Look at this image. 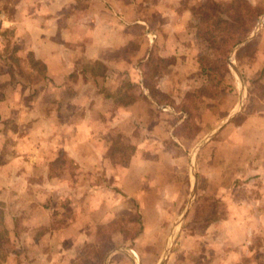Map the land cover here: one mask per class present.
Listing matches in <instances>:
<instances>
[{
    "label": "crops",
    "instance_id": "obj_1",
    "mask_svg": "<svg viewBox=\"0 0 264 264\" xmlns=\"http://www.w3.org/2000/svg\"><path fill=\"white\" fill-rule=\"evenodd\" d=\"M24 1L2 27L43 64L41 82L32 85L43 96L31 105L8 88L0 98V264H64L120 217L121 194L146 220L150 206L162 212L156 197L175 198L183 185L189 156L173 145L141 65L162 48L173 62L159 77L185 73L180 64L192 58L181 47L198 43L192 12L204 0ZM251 60L252 71L264 70V26ZM119 135L134 147L126 167L111 160ZM197 159L210 196L230 212L201 230H182L162 264H264V98ZM223 168L239 171L242 195L222 181Z\"/></svg>",
    "mask_w": 264,
    "mask_h": 264
},
{
    "label": "rangeland",
    "instance_id": "obj_2",
    "mask_svg": "<svg viewBox=\"0 0 264 264\" xmlns=\"http://www.w3.org/2000/svg\"><path fill=\"white\" fill-rule=\"evenodd\" d=\"M20 1L22 0H0V96L5 95L9 88L10 94H14L15 91V93L19 94V98L22 102L24 101L32 105L43 96L41 93L33 91L32 85L41 82L44 75V66L34 55L24 53V49L16 39L13 30L2 27V25L7 22L8 18L14 17L15 14H17L13 8L14 5ZM26 1L32 2V0H25L24 2ZM206 1L207 0H204L202 4ZM211 1L214 3L216 9L223 15L227 17L233 15V0ZM246 1L252 6H255L259 11H262V13L258 17L251 33L239 43L248 39L255 33L258 23L261 20L262 24L249 42L238 48L235 53H233V50L239 43L231 49L226 61L230 74L224 80V94L216 100L205 99L201 100L197 106L195 105V109L193 110L196 114L194 122L199 126L200 132L194 138L188 137L184 131L177 129L186 118V114L177 112L174 107L170 106L172 105L170 102L172 101L175 104L180 103L188 92L196 91L207 80V75H209L208 72L202 71V66L204 64V57L210 52L199 37L196 21L193 19L191 25L195 30L198 43H196V45H190V49L181 47L180 55H191L192 58L180 64L181 68L183 67L185 69V73H179L174 76L173 79L159 77V72L167 70V67L173 62V59L170 57L164 58L166 54L164 53L165 50L162 48H160L161 51L159 49L154 50L152 55L153 58L150 59L152 65L150 67L151 72H149L148 81L156 85L159 93L161 92L166 95V97L163 98L164 103L158 105L161 106L159 112L163 114L167 125L171 129L173 145L178 149H185L189 156L188 169L184 183L180 187V190H178V192L176 191L175 198L171 195L169 196V199H174V202L170 203L169 199L165 200V197L161 195L156 197V200L161 202L158 208L162 212H158L159 210L156 209V207L150 206L148 209L149 214L147 213L148 218L146 217L147 219L144 220L139 206L133 200L127 199L121 194L119 203L120 217L114 222L104 225L103 231L101 232H99L98 227L93 241L83 245L81 251L73 254L64 264H105L111 253L109 264H133L130 257L120 251L121 249L132 250L135 255L132 252L131 254L135 256L138 264H157L163 253L166 240L169 237L168 233L174 227L177 219L180 217L189 201H191L190 206L180 230L175 236L173 246H171L172 250L176 249V243H180L182 239V230L196 231L208 226L205 225V219L208 217L211 204H215L213 210L216 211L219 219L225 217L226 214L230 212L227 204L221 202L219 198L216 199L210 196V191L207 189L208 180L202 168L199 166V160L197 158L204 148L212 141L216 140L219 133L224 130L227 125L230 123L237 125L248 115L257 113L260 110V101L264 98V70L262 72H254L250 68L251 59L256 53L257 35L264 26V0ZM30 13L22 12L21 14L26 16L30 15ZM250 43H252V45L249 49L239 52ZM237 55L239 60L236 59ZM87 67H93L94 71L102 70L101 65H87ZM238 74L241 75L243 81H241ZM178 86L179 88H177ZM165 87L168 89L166 90ZM71 93L72 92L65 93L64 96L61 97L68 98ZM72 98L74 99V97ZM198 114L200 116L199 124L196 120ZM232 116L233 118L228 123L218 129L224 121ZM8 128L9 130H15L17 125L10 124ZM216 129H218V131L210 137ZM117 138H123L122 140L125 144L132 145L130 140L123 135L116 136L113 142ZM6 153L5 156L3 155L5 159L10 156V148H7ZM2 159L3 157L0 160ZM238 172L230 173L227 170V173H225L223 168L220 175L222 181H229V183L233 182L235 184L236 187L232 190V194L240 196L243 191L239 187L241 184V175ZM223 189L225 190L227 188ZM193 190L195 191L193 192ZM229 190L231 191V189ZM156 213H167L168 215L167 218L159 219L155 217V215L158 216ZM146 222L151 226V229L152 227H156L158 230H156L155 233L153 230H150V233H148L149 230L146 229L148 227L144 225ZM113 223L117 225L110 226ZM116 228H124L127 233L112 232V229ZM160 228L162 231H160ZM2 230L5 231L4 223H2L1 220L0 239H4ZM136 232L138 235L130 239ZM175 253L176 251L174 255ZM173 259H176V256H173Z\"/></svg>",
    "mask_w": 264,
    "mask_h": 264
},
{
    "label": "trees",
    "instance_id": "obj_3",
    "mask_svg": "<svg viewBox=\"0 0 264 264\" xmlns=\"http://www.w3.org/2000/svg\"><path fill=\"white\" fill-rule=\"evenodd\" d=\"M232 11L233 15L227 17L216 9L211 0H207L192 12V17L197 23L199 37L210 53L204 57L202 66V71L209 73L207 80L196 91L188 92L180 103L170 102L172 104L170 106L174 107L177 112L186 114V118L177 129L184 131L188 137L194 138L200 132L199 126L194 122L196 114L193 110L195 105L197 106L201 100L205 99L216 100L224 94V80L230 74L226 61L231 49L251 33L258 17L262 13V11H259L246 0H233ZM251 45L252 43L247 44L239 52L249 49ZM236 59L239 60L238 55ZM151 63L149 60L141 65L142 71H144V83L149 90L152 101L157 105H161L164 103L163 98L166 95L159 93L156 85L148 81ZM122 139L117 138L114 140L111 160L113 164L126 167L134 152V147L130 144H125ZM214 207L215 204H211L208 217L205 219V225H209L219 219L216 211L213 210ZM112 225L117 224L113 223L110 226ZM103 228L104 226H100L99 232L103 231ZM112 232L127 233L124 228L112 229ZM136 235H138L137 232L130 239H133Z\"/></svg>",
    "mask_w": 264,
    "mask_h": 264
},
{
    "label": "water",
    "instance_id": "obj_4",
    "mask_svg": "<svg viewBox=\"0 0 264 264\" xmlns=\"http://www.w3.org/2000/svg\"><path fill=\"white\" fill-rule=\"evenodd\" d=\"M261 24H262V20L258 23V27H257L255 33L259 30ZM255 33H253V35H252L251 37H249L248 39H246V40L242 41L241 43H239V45H237V46L234 48L233 53H235V52L237 51L238 48L242 47L244 44H246L247 42H249V40L254 36ZM236 72H238V71H236ZM238 75H239V77L241 78V81H243L241 75H240V74H238ZM240 104H241V102H240ZM239 106H240V105H239ZM233 116H234V115H233ZM233 116H232V117H229L226 121H224V123H222V124L219 126L218 129H220L223 125H225L226 123H228V122L233 118ZM218 129H216V130L210 135V137L213 136V135L218 131ZM194 191H195V190H193V192H194ZM190 203H191V201H189V202L187 203L186 208L184 209V211L182 212V214L180 215V217L177 219V221H176L174 227L172 228V231H171V233H170V235H169V237H168V239H167V243H166V246H165V248H164L163 255H162L161 259L158 261L157 264H162L163 259L168 255L169 250H170V248H171V246H172V244H173V241H174V239H175V236L177 235L178 231L180 230V227H181V225H182V222H183V220H184V218H185V216H186V214H187V211H188V208H189V206H190ZM120 251L123 252V253H125L128 257H130V259L133 261V263L136 264V263L134 262V260H133V256H132V254H131V252H130L129 250H125V249L123 250V249H121ZM111 254H112V253H111ZM111 254H109V256H108L107 261L105 262V264H109V258H110V256H111Z\"/></svg>",
    "mask_w": 264,
    "mask_h": 264
}]
</instances>
